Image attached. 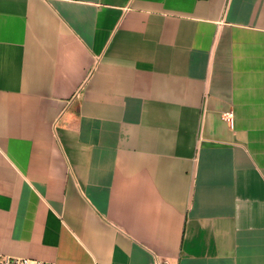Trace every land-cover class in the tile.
<instances>
[{
  "label": "crops",
  "instance_id": "1",
  "mask_svg": "<svg viewBox=\"0 0 264 264\" xmlns=\"http://www.w3.org/2000/svg\"><path fill=\"white\" fill-rule=\"evenodd\" d=\"M1 256L264 264V0H0Z\"/></svg>",
  "mask_w": 264,
  "mask_h": 264
},
{
  "label": "built area",
  "instance_id": "2",
  "mask_svg": "<svg viewBox=\"0 0 264 264\" xmlns=\"http://www.w3.org/2000/svg\"><path fill=\"white\" fill-rule=\"evenodd\" d=\"M224 119L227 124L232 125L234 122V113L227 112L226 114H224ZM0 264H52V263L33 261L31 259L22 258V257L1 256Z\"/></svg>",
  "mask_w": 264,
  "mask_h": 264
}]
</instances>
